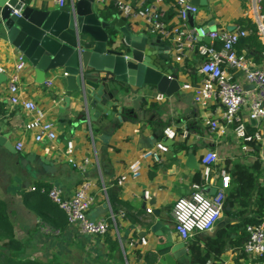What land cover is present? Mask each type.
<instances>
[{"label":"crops","instance_id":"1","mask_svg":"<svg viewBox=\"0 0 264 264\" xmlns=\"http://www.w3.org/2000/svg\"><path fill=\"white\" fill-rule=\"evenodd\" d=\"M129 1L141 5L153 0ZM174 1L163 5L168 8V15L175 12V9H171ZM250 1L208 0L207 5H198L195 24L205 26L214 21L218 30L241 24L250 20L247 16ZM70 2L71 0H66L63 6ZM29 3L43 10L62 7L58 0H29ZM94 9L108 21L114 16L120 17L132 27L136 36L150 39L145 51L154 58H161L170 63L179 80L180 92L170 96L165 94L166 98L162 101L155 99L156 94L160 92L156 89L149 90L145 87L140 91L123 92L122 98L108 102V105L114 102L113 109L119 112L125 107L123 120L117 123V127L112 131V116L100 115L91 124L87 121L80 92L75 90L78 76L71 80L62 70L39 72L28 60L25 71L21 73L22 92L26 98L35 101L39 109L46 113L47 118L54 122L58 134L53 142H37L33 133L24 127L31 117L30 113L20 107H14L9 101L8 76L20 51L8 43L6 36L0 33V67L5 70L0 72V121L3 120L8 125L4 131L7 133L6 140L15 149L11 151L0 144V197L6 202L15 237L24 242L27 255L44 260L55 255L73 262H93L95 259L107 258L100 236L81 233L78 227L69 224L62 233L53 231V215L45 208H37L40 195L33 193L32 189L37 182H47L52 186L58 185L64 196L72 197L84 178H90L94 182L91 192L95 201L89 215L96 219L107 217L110 214V210H107L110 205L112 210L119 214L117 222L120 236L128 239L127 254L122 242L120 245L125 258L124 264H195L191 262L189 253L181 254L178 251L180 244L169 241V236L154 234V224L160 223L162 227L176 231L170 216L171 209L179 198L190 194L194 176L200 171V158L208 150H216L224 162L228 159L233 163H252L256 158L248 154H236L228 136L218 137L209 132L204 119L214 116L216 109L220 112L221 107L215 101L204 107L195 101L193 91L181 88L184 83H193L192 77L184 73L185 64L176 61V52L170 40L153 33L143 20L124 18L113 3L100 4L94 0ZM174 16L169 17L173 22ZM154 34L157 37H154ZM240 50L252 54L255 62L264 68V56L257 54L261 50L256 46L245 41L238 46V51ZM48 81L53 84L48 85ZM67 96L70 97L69 104L66 102ZM129 108L134 113L131 119L128 116L126 118ZM136 110L138 116H135ZM168 125L175 127L177 138L163 154L162 163L144 160L139 178L129 179L124 185L118 186L119 176L128 172L129 165L140 158L143 151L154 146L155 140L160 138L161 127ZM105 133L108 135V142L103 140ZM20 140L23 141L24 147L18 151L15 146ZM68 141H73L72 156L79 163L85 158L90 159L86 173L69 162L66 152ZM20 154L33 156V159L46 158L50 163L49 171H46L44 176L36 174L34 170L30 171L32 162L28 161L24 167L19 160ZM191 154L196 157V162L198 161L196 168L187 164ZM103 184L107 188L106 194L101 190ZM213 187L211 191L214 190ZM146 190L151 193L150 200L144 198ZM148 207L152 208V213L147 211ZM229 208V205L225 207L223 216L213 229L196 232L191 237L199 240L202 255L207 256L205 264H264L263 258H260V261L259 258L249 257L243 252L242 247L247 236L239 243L238 231L223 236V250L217 251L208 246L207 238H216L220 229L229 231L230 224L236 222V218L227 214ZM225 217L230 220L218 226ZM48 223H51V226ZM46 227L49 231H45ZM142 239L147 240L146 244L141 243ZM131 242L137 244L132 245ZM7 244L8 240H0V246L5 247ZM241 252L246 256L243 257ZM114 264L123 262L118 260Z\"/></svg>","mask_w":264,"mask_h":264},{"label":"built area","instance_id":"2","mask_svg":"<svg viewBox=\"0 0 264 264\" xmlns=\"http://www.w3.org/2000/svg\"><path fill=\"white\" fill-rule=\"evenodd\" d=\"M65 1L58 0V3L63 6ZM95 1L100 4L113 3L124 18L143 20L153 33L170 40L176 52L177 62L184 64L185 59L191 58L193 54L198 55V74L201 80L197 84L184 83L181 88L193 91L195 101L204 107L214 101L218 103L221 111L216 109L214 116L204 119L209 132L218 137L228 136L236 154H248L258 158L264 174V68L255 62L252 54L244 50L238 51V46L251 34L264 44V0L250 1L247 10L250 26L235 24L213 31L203 25L189 24L188 12L196 14L199 10V6L192 3V0H175L171 4V9H175V22L170 20L168 8L163 7L171 0H153L141 5L129 0ZM204 37L210 41L205 42L202 39ZM216 42H220V47H217ZM257 54L264 56V49ZM27 65L28 58L20 52L8 76L9 101L14 107H20L30 113L31 117L24 127L33 133L35 141L53 142L58 137L54 122L47 118L46 113L39 109L35 101L24 96L20 87L21 73ZM0 72H5L3 67H0ZM52 84V81H48V85ZM165 98L166 95L162 92L155 96L157 101ZM251 120H255V123ZM176 138L175 127L165 126L162 138L129 165L128 172L117 179V185L122 186L129 179L139 178L144 160L162 163L163 154L169 150L165 141ZM15 147L18 151L22 150L23 141H18ZM66 152L69 162L86 173L90 159L85 158L79 163L72 156L73 141L67 142ZM223 162L216 150L210 149L204 153L200 158V180L192 182L190 194L179 198L171 209L170 216L174 221L175 230L186 244L196 232L213 229L223 216L226 192L231 184L230 171ZM262 184L264 185V180ZM93 185L94 182L90 178H84L72 197L64 196L62 189L53 185L48 196L65 212L68 224L78 227L81 233L95 237L104 236L113 227L121 238L117 223L119 214L112 210L111 205L109 216L95 221L89 218V211L95 201L91 192ZM212 186L216 188L213 194ZM32 189L35 190V187ZM101 190L106 194L107 188L104 184ZM144 198L151 199L149 190L144 191ZM147 211L152 213V208L148 207ZM45 231H49V228L46 227ZM246 231L243 252L252 258H264V222L250 224ZM146 242V239L141 240L143 244Z\"/></svg>","mask_w":264,"mask_h":264},{"label":"water","instance_id":"3","mask_svg":"<svg viewBox=\"0 0 264 264\" xmlns=\"http://www.w3.org/2000/svg\"><path fill=\"white\" fill-rule=\"evenodd\" d=\"M192 3L205 6L208 0H192ZM188 21L190 25L195 24L194 12H188ZM205 27L216 30L214 21ZM0 33L6 36L8 43L24 53L39 72L62 70L71 80L78 76L75 90L80 92L86 119L90 124L100 115L112 116L110 129L113 131L117 123L123 120L125 107L123 110L120 108L119 112L113 109L114 102L111 105L108 102L122 98L125 91H140L146 87L167 96L180 92L179 80L170 63L154 58L145 51L150 39L136 36L132 27L118 16L108 21L94 9V0H73L53 10L36 8L28 4L27 0H0ZM202 39L210 41L207 37ZM69 98L66 97L67 104ZM135 113L138 116V110ZM131 115L134 116L132 111ZM251 122L255 123V120ZM7 126L3 120L0 121V144L14 151V146L6 140L7 133H4ZM163 129L161 127L160 138L155 143L162 138ZM103 140L108 142L106 133ZM165 143L172 146L175 140L167 139ZM32 157L20 154L19 160L24 167L31 161L30 171L34 170L36 174L44 176L49 171L50 163L46 158ZM187 164L195 168L199 165L192 154ZM215 191L216 188L211 194ZM89 218L96 220L90 215ZM229 220L225 217L218 226ZM152 232L169 236V241L180 244L178 251L181 254L189 252L177 231L156 223Z\"/></svg>","mask_w":264,"mask_h":264},{"label":"trees","instance_id":"4","mask_svg":"<svg viewBox=\"0 0 264 264\" xmlns=\"http://www.w3.org/2000/svg\"><path fill=\"white\" fill-rule=\"evenodd\" d=\"M28 4H30L29 0ZM173 15H175L174 11L169 14V17H172ZM241 24L244 27L250 26V21L245 20ZM251 26L253 29L256 28L253 24ZM246 41H249L251 45L256 46L258 50L264 49V44L254 34L248 36ZM216 45L217 47H220L219 43H216ZM198 59V55L193 54L191 58H187L184 61V73L192 77V82L194 84L199 83L201 80V76L198 74ZM130 110L131 108L128 109L126 114L128 117L132 116ZM224 166L229 169L231 174V184L226 192L225 206H230L227 214L232 218H236V222L230 224L229 231H224L226 229H220L216 238H207L208 246L211 249L215 248L217 251L223 250V236L230 234L232 231L236 233L238 231L240 234L237 240L240 243L247 236L246 228L248 225H256L264 222V185L260 182L262 168L259 159L256 158L252 163H245L242 161L233 163L227 159ZM200 177L201 172L197 171L193 180L198 181L200 180ZM51 188L52 185L47 182H37L33 193H38L40 195L37 199V208H45L53 215V220L51 222L53 231L62 233L68 226V220L65 212L48 196V192ZM117 221L119 222V220ZM51 223H48V225L51 226ZM100 237L104 242V249L108 261L95 259L93 262L85 260L73 262L69 259H60L56 255L51 259L44 260L27 255L24 242H21L15 237L14 228L9 219L6 202L0 197V240H8L7 246H0V264H97L99 260V264H114L118 260L124 264L125 258L120 245L122 242L127 254L128 239L123 236L119 238L113 227H111L104 236ZM193 238H191L188 243V253L191 262L195 264H205L207 256L202 255V248L199 240ZM136 254H139L138 250L136 251ZM241 254L243 257L246 256L242 252ZM258 260L261 261L260 258ZM254 262H256V260H254Z\"/></svg>","mask_w":264,"mask_h":264},{"label":"rangeland","instance_id":"5","mask_svg":"<svg viewBox=\"0 0 264 264\" xmlns=\"http://www.w3.org/2000/svg\"><path fill=\"white\" fill-rule=\"evenodd\" d=\"M264 180V174L262 172L261 176H260V182H262ZM104 260H107V258H105ZM108 261V260H107ZM111 262V261H110Z\"/></svg>","mask_w":264,"mask_h":264}]
</instances>
